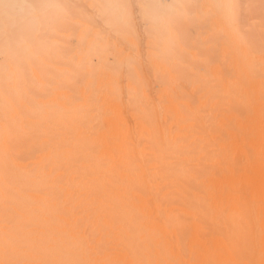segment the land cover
Segmentation results:
<instances>
[{"label":"bare ground","instance_id":"bare-ground-1","mask_svg":"<svg viewBox=\"0 0 264 264\" xmlns=\"http://www.w3.org/2000/svg\"><path fill=\"white\" fill-rule=\"evenodd\" d=\"M0 264H264V0H0Z\"/></svg>","mask_w":264,"mask_h":264}]
</instances>
